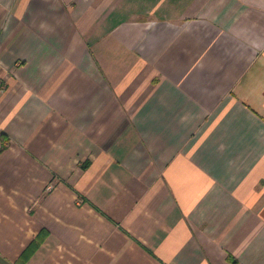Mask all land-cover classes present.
<instances>
[{"label": "crops", "instance_id": "0c3cea01", "mask_svg": "<svg viewBox=\"0 0 264 264\" xmlns=\"http://www.w3.org/2000/svg\"><path fill=\"white\" fill-rule=\"evenodd\" d=\"M0 129V264H264V0H0Z\"/></svg>", "mask_w": 264, "mask_h": 264}, {"label": "trees", "instance_id": "16d2710c", "mask_svg": "<svg viewBox=\"0 0 264 264\" xmlns=\"http://www.w3.org/2000/svg\"><path fill=\"white\" fill-rule=\"evenodd\" d=\"M48 236L46 229H42L40 233L27 245L23 250L19 258L14 264H26L32 256L37 252V250L42 246ZM236 261V260H234Z\"/></svg>", "mask_w": 264, "mask_h": 264}, {"label": "built area", "instance_id": "2783aa9c", "mask_svg": "<svg viewBox=\"0 0 264 264\" xmlns=\"http://www.w3.org/2000/svg\"><path fill=\"white\" fill-rule=\"evenodd\" d=\"M6 145H7V138L0 129V152L5 148Z\"/></svg>", "mask_w": 264, "mask_h": 264}]
</instances>
